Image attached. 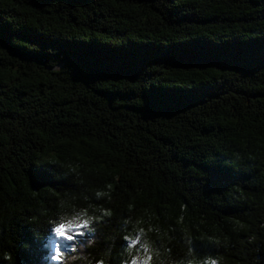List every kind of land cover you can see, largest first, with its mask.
Here are the masks:
<instances>
[{
	"label": "trees",
	"instance_id": "16d2710c",
	"mask_svg": "<svg viewBox=\"0 0 264 264\" xmlns=\"http://www.w3.org/2000/svg\"><path fill=\"white\" fill-rule=\"evenodd\" d=\"M141 229L153 264H264V0H0V264Z\"/></svg>",
	"mask_w": 264,
	"mask_h": 264
},
{
	"label": "snow or ice",
	"instance_id": "6c2138e0",
	"mask_svg": "<svg viewBox=\"0 0 264 264\" xmlns=\"http://www.w3.org/2000/svg\"><path fill=\"white\" fill-rule=\"evenodd\" d=\"M100 195V193H97ZM105 216H110V212H105ZM101 218L99 216H90L85 212H80L73 216L71 219L62 220L59 223H56L52 228V233L60 240L64 241H73L74 236L71 234L73 232L76 233L77 236H83L84 232L80 231V229H89V224L93 221H99ZM143 230H139V234H137L134 238L123 235L121 240L123 242V251L128 252L130 254V259L126 262V264H153V256L151 248L145 243L142 239ZM139 249L142 255L133 254L134 250ZM65 253L61 250L59 245L54 246V255L50 257L52 261L57 262V264H62ZM96 264H105L103 259H99L96 261Z\"/></svg>",
	"mask_w": 264,
	"mask_h": 264
},
{
	"label": "clouds",
	"instance_id": "9594fccd",
	"mask_svg": "<svg viewBox=\"0 0 264 264\" xmlns=\"http://www.w3.org/2000/svg\"><path fill=\"white\" fill-rule=\"evenodd\" d=\"M65 219H66V217L61 216L59 220L62 221V220H65ZM50 223L51 224H56L55 221H51ZM208 239L210 241H212L213 243L217 244V245H219L221 243V240L219 238L208 237ZM224 244H225V246L227 245V239L226 238L224 239ZM222 261H223V257L222 256H217L215 258H213V257H204L203 260L200 262V264H218V262H219V264H221Z\"/></svg>",
	"mask_w": 264,
	"mask_h": 264
}]
</instances>
